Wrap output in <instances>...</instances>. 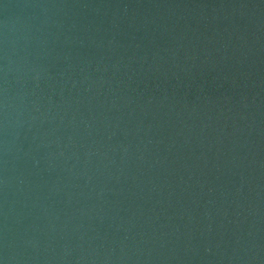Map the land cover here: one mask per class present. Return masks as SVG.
Wrapping results in <instances>:
<instances>
[{
	"label": "water",
	"instance_id": "obj_1",
	"mask_svg": "<svg viewBox=\"0 0 264 264\" xmlns=\"http://www.w3.org/2000/svg\"><path fill=\"white\" fill-rule=\"evenodd\" d=\"M0 264H264V0H0Z\"/></svg>",
	"mask_w": 264,
	"mask_h": 264
}]
</instances>
